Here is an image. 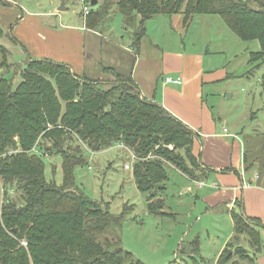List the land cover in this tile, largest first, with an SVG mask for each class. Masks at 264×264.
I'll return each instance as SVG.
<instances>
[{"label": "trees", "instance_id": "1", "mask_svg": "<svg viewBox=\"0 0 264 264\" xmlns=\"http://www.w3.org/2000/svg\"><path fill=\"white\" fill-rule=\"evenodd\" d=\"M111 2L124 26L133 30L135 49L150 18L180 13L188 25L195 14L220 15L240 39L258 42L259 50L248 63L255 62L250 70L263 68L264 89V5L252 8L243 0H96L87 24L99 26ZM3 42L20 45L0 26ZM10 53L0 45V264H133L131 252L104 247L95 237L120 217L76 186L74 168L87 164L86 147L91 153L117 144L130 153L127 163L136 186L149 200L166 187V163L194 181L208 175L210 170L192 153L196 133L142 96L131 76L111 67L103 71L112 78L94 80L46 58L27 55L10 62ZM58 166L59 183L46 173ZM147 206L157 212L161 201ZM230 214L234 235L216 264L254 260L261 251L260 221L235 209ZM247 239L251 249L241 242ZM191 245L182 242L179 249L187 251Z\"/></svg>", "mask_w": 264, "mask_h": 264}, {"label": "rangeland", "instance_id": "2", "mask_svg": "<svg viewBox=\"0 0 264 264\" xmlns=\"http://www.w3.org/2000/svg\"><path fill=\"white\" fill-rule=\"evenodd\" d=\"M24 1L29 6L41 1L45 12L63 8L55 16L46 17L56 27L62 23L71 26L79 24L83 7L80 0ZM243 1L252 8L264 5V0ZM112 4L103 13L99 24L101 31L115 37L124 35L123 39L133 40V32L123 30L125 26L121 13ZM91 8L96 10L95 6ZM182 17L180 13L172 16L160 14L145 21L142 47L145 57L152 58V63L146 61L148 66L151 69L156 66L152 56L156 49L171 53L183 50L202 55L201 67L211 70L205 72L216 70L213 72L216 77L203 84L216 130H222L224 126L231 133H240L247 159L259 160L263 168L264 89L260 80L263 68L250 70L255 62L248 63L251 53L259 50L258 42L240 39L218 14H195L188 25L183 24ZM262 63L264 67V61ZM168 147L171 149L172 145ZM116 148L90 153L86 147L87 164L74 168L76 186L107 207L110 213L120 217L117 223L97 233L95 237L104 247L118 246L131 252L130 260L133 264H214L217 249L232 231L231 218L225 206L208 209L200 197L196 196L201 189L194 188L192 179L189 180L188 176L189 179L170 163H166L168 179L164 191L157 195L158 198L148 200L147 193L137 188L132 170L125 167V163L130 160V153L122 147H119L118 152ZM46 173L48 177H56L58 183L61 181L60 166L54 173L51 167L50 172L47 169ZM202 181H199V186ZM1 185L0 180V202ZM187 186L193 189L183 193V187ZM157 199L161 201V208L151 213L147 203H154ZM196 237L200 241V251L194 258L192 253L188 257L179 252V239L187 243ZM239 262L250 264V261Z\"/></svg>", "mask_w": 264, "mask_h": 264}, {"label": "crops", "instance_id": "3", "mask_svg": "<svg viewBox=\"0 0 264 264\" xmlns=\"http://www.w3.org/2000/svg\"><path fill=\"white\" fill-rule=\"evenodd\" d=\"M43 9L41 1L29 6L24 0H0V26L4 30L11 29L9 32L12 37L20 44H0L11 52L10 62L15 59L21 61L28 55L30 58H46L65 63L75 74L89 79L112 78L104 73L103 69L106 67L131 76L142 96L161 104L197 135L193 141L192 153L201 166L210 171L201 186L198 185L199 181L195 185L196 181L185 176L191 180L194 188L201 189L200 194L196 196L200 197L208 209L225 206L232 224V231L216 251L214 264L234 235L230 214L233 209L243 211L247 217L258 219L261 223L258 229L262 239L261 251L254 260L242 261L264 264V167H260L262 164L259 160L247 159L240 133H231L224 126L222 130H216L212 108L208 106L203 89L204 83L216 77V73H213L216 70L205 72L207 69L201 67L202 55L188 51L186 53L183 50L171 53L158 49L152 52L156 66L151 69L146 61L152 63V58L145 57L142 47L145 35L138 49H135L131 46V38L127 40L123 39L124 35L111 36L103 33L98 25H88L82 10L78 26L62 23L60 27H56L50 24L46 17L55 16L56 12L63 8L49 12ZM123 30L133 32L127 27ZM212 73L214 75H208ZM166 77L180 78L181 82H166ZM224 128L227 129L225 133ZM115 146L120 152L117 144L108 149ZM192 189L191 186L183 187L182 192L187 193ZM179 241L180 244L184 242L181 239ZM241 242L251 249L248 239ZM187 243H192L191 250L189 247L187 251H181L180 247L178 250L188 257L192 253L194 258L200 251V241L196 237ZM231 251L229 249V253Z\"/></svg>", "mask_w": 264, "mask_h": 264}, {"label": "built area", "instance_id": "4", "mask_svg": "<svg viewBox=\"0 0 264 264\" xmlns=\"http://www.w3.org/2000/svg\"><path fill=\"white\" fill-rule=\"evenodd\" d=\"M80 1L83 4L82 14H83V16H87L90 13V0H80ZM179 80H180V78H176V79H174L172 77H166L165 78L166 82H170V81L179 82ZM223 131H227V129L224 128ZM132 157L134 158V156H132ZM125 167L131 169L130 163L125 164ZM23 243L25 244V242H23Z\"/></svg>", "mask_w": 264, "mask_h": 264}, {"label": "water", "instance_id": "5", "mask_svg": "<svg viewBox=\"0 0 264 264\" xmlns=\"http://www.w3.org/2000/svg\"><path fill=\"white\" fill-rule=\"evenodd\" d=\"M90 4H91V6H94L96 4V0H91Z\"/></svg>", "mask_w": 264, "mask_h": 264}]
</instances>
